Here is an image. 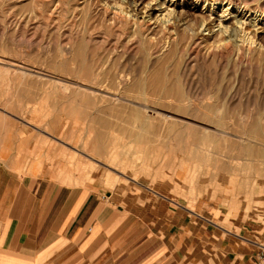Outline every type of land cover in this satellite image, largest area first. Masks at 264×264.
Listing matches in <instances>:
<instances>
[{
  "label": "rangeland",
  "instance_id": "obj_1",
  "mask_svg": "<svg viewBox=\"0 0 264 264\" xmlns=\"http://www.w3.org/2000/svg\"><path fill=\"white\" fill-rule=\"evenodd\" d=\"M115 1L0 0V70L9 68L8 74L0 75V108L19 125L24 123L30 137L45 139L43 145L52 150L50 162L66 171L68 184L101 181L118 197L122 187L132 185L130 178L157 190L174 186L180 202L201 197L217 206L220 225L229 230L247 236L246 225L264 230V66L261 69L257 59L258 42L250 50L244 44L245 56L234 58L215 56V50L209 52L181 26L172 38L160 34L155 38L150 32L128 34L112 23ZM166 1L176 11L190 10L191 19L210 17L214 10L216 32L220 5L227 0ZM231 5L224 23L232 34L244 21L250 32L259 28L264 35V14L249 10L241 20L242 9ZM143 6L136 11L140 24L149 17ZM160 14L154 11L152 22L156 16L162 18ZM256 15H261L259 25L250 27ZM198 32L200 38L210 34L205 27ZM240 37L233 38L241 43ZM69 43L76 45L72 54L86 56V66L89 63L102 73L96 80L82 76L85 79L79 82L112 93H63L54 81L39 79L43 74L61 76L52 72L47 56H59ZM17 68H26L30 75ZM162 69L171 77V86H183L188 93H143L133 87L136 77ZM220 84L226 92L217 90ZM115 96L123 99L115 101ZM140 104L155 109L147 112ZM56 148L63 150L57 157Z\"/></svg>",
  "mask_w": 264,
  "mask_h": 264
},
{
  "label": "crops",
  "instance_id": "obj_2",
  "mask_svg": "<svg viewBox=\"0 0 264 264\" xmlns=\"http://www.w3.org/2000/svg\"><path fill=\"white\" fill-rule=\"evenodd\" d=\"M19 124L0 108V264H260L264 230H229L217 206L180 202L174 186L130 178L118 197L101 181L68 184Z\"/></svg>",
  "mask_w": 264,
  "mask_h": 264
},
{
  "label": "bare ground",
  "instance_id": "obj_3",
  "mask_svg": "<svg viewBox=\"0 0 264 264\" xmlns=\"http://www.w3.org/2000/svg\"><path fill=\"white\" fill-rule=\"evenodd\" d=\"M66 1H68V0H66ZM172 2H174V1H172ZM142 4L144 6L141 9L143 11H145V13H147L149 17H148V19L144 18V22L145 23L140 24L138 22V20H137L136 11L138 10L137 9L138 6H140ZM231 4H233V6L236 5L238 9H242V13L244 14V16L241 18V20L246 18L247 12H250L249 10H255V11L259 12L260 14H264V6H263L264 4H254V3H252V1L250 2L249 0H227L224 5L223 4L220 5L222 10H221V14L219 16V24L217 25L220 28L218 30H216V32H215L214 29H213L216 26L215 22H214L215 18H212L214 16V14H215L214 10H210L209 11L210 12V17L202 15L201 19H194V18L191 19L193 17V13L190 10L184 9V7H182L181 10H179V11H176L177 8L176 9L175 8L171 9V6L167 4L166 0L165 1L163 0V2L162 1L158 2V0H149L148 2H147V0H134L133 2L131 1V3H130V1L126 2L124 0H119V1L117 0V1H115V6L116 7L113 8V9L111 8L112 11L109 10L110 7H108L107 12L111 11L110 14H111V20H112L113 25L115 27H117L121 31L129 30L128 34H130V32H135V33H138V35H139V33L140 34H144L146 32H150L153 36H155V38L158 36V34L164 35V36L168 35L167 36L168 38H172L174 36V34L175 35H179V27L181 26V27H183L182 30L185 32L186 35L190 34L191 35L190 38L196 39V40H200L201 44H204L203 47H205L207 50H209V52H212V51L215 50V52H214L215 56H218V55L223 56L224 54L230 55V57H231V55H234L233 56L234 58H235V56H237V58H238V56L239 57H241L243 55L245 56L246 53L243 54L244 44L247 43L248 49L250 50L258 42V44H259L258 49L260 50L259 51V55L261 54V56L258 55L257 59H258V57H260L259 58V63L261 65V69H262V67L264 66V56H263L264 55L263 54V50H264V35H262V34H260L258 32L259 28H256V29L254 28V30H252L250 32L248 30V28L244 27V21H242L243 23L241 22V24L243 26L242 27L239 26L241 28V30L239 29L240 31L238 32L237 29L234 28L235 30L233 29L234 32L232 34V31L231 32L229 31L230 27L228 25H225V23H224V21L226 20V17L231 15V13H232V11H231L232 7H230V6H232ZM60 5H62V3ZM108 5H110V4H108ZM61 7H63V5ZM69 7H72V6H69ZM72 8L74 10V7H72ZM157 10L161 12L160 15H162V18H159V16H156V20H154V22H152V20H153V17H152L153 12L157 11ZM71 11H72V9H71ZM77 11H78V9H77ZM68 12H69V10H68ZM132 12H134V13H132ZM259 17H261V15H256L255 21L254 20L253 21L252 20L249 21V23H251L250 27H252V26L253 27H257L259 25V23L256 24L257 21H260V19L258 20ZM237 20H239V19H237ZM238 22L240 23V20ZM235 23H236V21H235ZM194 25L197 27V29H195L196 31L194 30V27H192ZM159 27H160V30H159L160 32L159 31L155 32V29H157ZM200 27H205V29H208V31L210 30V34H208V36H206V35L201 36V38H200L199 32H198V29ZM227 33L229 35L226 36ZM240 33H244L243 36L240 37L239 36ZM124 34H126V33H124ZM234 36H236V38L240 37L241 38L240 39L241 43H239V41L234 39L233 38ZM74 47H76V45L73 46L71 43H69L68 45H66V46L61 48V53H60L59 56L57 55V56L49 57V54H48V56H47L48 58L46 57L47 60L50 63V67L53 69L52 72L54 71V72L60 74L63 77H61V76L60 77H58V76L55 77V76H52V75L43 74V75L39 76L40 77L39 79L41 80V78H43V79L54 81L56 83V86H59V88H61L64 91L63 93H107V94L108 93H112L111 91L106 90L105 88L101 89L100 87L98 88V87L91 86V85H88V84L86 85V84L80 83L81 82L80 80H84L85 79V77H84V79H81L82 76H86V78H88V76H92L93 80H96V78L98 79V77L100 75H102V73L99 70H97V69L95 70L92 67H89L88 66L89 65L88 61H87L88 65L86 66V62H84V59L86 58V56L82 57V56H80L79 54H76V53L72 54L71 51L74 49ZM78 48L81 49L82 48L81 45H79ZM180 57H181V55H180ZM254 58H256V57L254 56ZM163 59H162V62H163ZM226 59H228V58H226ZM247 59H249L251 61V63L254 64L255 60L252 59V57L250 55H249V58L247 56ZM216 60H217V57H216ZM221 60H222V58H221ZM237 61H239V60H237ZM240 63L242 64V62H240ZM23 66H25V65H23ZM248 68H249V66L247 67V69ZM18 69L21 70V73L23 75H25V76L30 75L26 68H17V70ZM156 71H151V73L147 74V76H145L144 78H142V76L136 77V79L133 81L134 82L133 87L138 89V90H140V91H142L143 93H188L187 89L182 88L183 86H176V87L171 86L169 84L170 81H171V77L169 76V74L164 72L163 69L162 70H158V73L155 74ZM8 72H9V68H7V70H5V71H3L2 68H1L0 75L1 74H8ZM11 73H13V72H11ZM58 74H56V75H58ZM104 75H106V74H104ZM14 76H13V78H14ZM223 77H225V76H223ZM13 78H11V79H13ZM93 80L91 79V81H93ZM4 81H5V79H4ZM17 81H18V79H17ZM127 81H128L127 78H125L124 79V83H127ZM13 82L15 83V81H13ZM98 83L96 84L97 86H98ZM172 83H173V81H172ZM224 83H225V81H224ZM16 84H18V83H16ZM19 84H21V83H19ZM10 85H12V84H10ZM94 85H95V83H94ZM17 86L20 87V85H17ZM21 86H22V84H21ZM224 86H223V84H220L219 87H217L218 88L217 90L219 92H226V88ZM55 89H57V88H55ZM118 89H117V91H118ZM114 91H115V88H114ZM122 91L123 90H121V92ZM58 93H62L60 91V89H59ZM118 93H120V91ZM121 99H123V97H120V96H115L114 97L115 101L116 100L119 101ZM140 105L144 106L145 110L147 112H149V111L152 112L155 109V108H153V107H151V106H149L147 104H145V105L144 104H140ZM142 125H144V127H145V125H148V124L143 122ZM255 128H256L255 131L258 132V127L256 126ZM105 142H106V140H105ZM92 159H94V157Z\"/></svg>",
  "mask_w": 264,
  "mask_h": 264
},
{
  "label": "built area",
  "instance_id": "obj_4",
  "mask_svg": "<svg viewBox=\"0 0 264 264\" xmlns=\"http://www.w3.org/2000/svg\"><path fill=\"white\" fill-rule=\"evenodd\" d=\"M261 250H260V255H259V261L260 264H264V244L260 245Z\"/></svg>",
  "mask_w": 264,
  "mask_h": 264
}]
</instances>
